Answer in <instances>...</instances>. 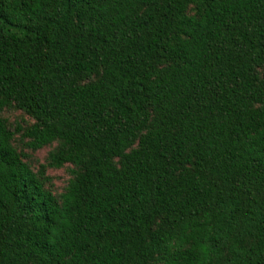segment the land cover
Returning <instances> with one entry per match:
<instances>
[{"label":"trees","instance_id":"trees-1","mask_svg":"<svg viewBox=\"0 0 264 264\" xmlns=\"http://www.w3.org/2000/svg\"><path fill=\"white\" fill-rule=\"evenodd\" d=\"M0 264H264V0H0Z\"/></svg>","mask_w":264,"mask_h":264},{"label":"rangeland","instance_id":"rangeland-1","mask_svg":"<svg viewBox=\"0 0 264 264\" xmlns=\"http://www.w3.org/2000/svg\"><path fill=\"white\" fill-rule=\"evenodd\" d=\"M20 117L18 112H14L13 114H11V118L13 121L18 120ZM49 148L45 147L37 152H35L32 155V160L35 163H40V162H44L45 157L48 153ZM48 173L53 177V181L56 185V189L58 191H61L64 187V185L66 184L68 178H69V172L68 169L66 168H60V169H50L48 171Z\"/></svg>","mask_w":264,"mask_h":264}]
</instances>
